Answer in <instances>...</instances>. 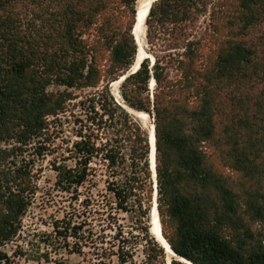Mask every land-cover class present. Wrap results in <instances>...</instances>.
<instances>
[{
	"label": "trees",
	"instance_id": "trees-1",
	"mask_svg": "<svg viewBox=\"0 0 264 264\" xmlns=\"http://www.w3.org/2000/svg\"><path fill=\"white\" fill-rule=\"evenodd\" d=\"M135 12V0H0V244L16 234L33 197L24 161L12 170L22 187L5 186L11 166L4 159L13 146L1 143H35V153L45 155L60 115L82 96L81 107L107 115L127 147L102 156L109 167L120 160L112 172L120 177L108 190L116 209L135 216L133 227L116 228L117 245L102 254L135 264L140 250L143 264H163L142 202L150 184L148 131L108 87L127 74L119 85L122 104L153 118L158 208L172 250L193 264H264V237L249 223L264 222V0L155 1L145 37L150 47L161 40L162 54L130 72ZM200 17L207 18L203 28ZM80 136L67 156L74 166H66L67 157L52 165L56 187L69 194L94 184L91 160L102 150ZM230 172L249 187L241 183L239 193ZM73 217L54 222L56 235L77 236L82 223Z\"/></svg>",
	"mask_w": 264,
	"mask_h": 264
},
{
	"label": "rangeland",
	"instance_id": "rangeland-1",
	"mask_svg": "<svg viewBox=\"0 0 264 264\" xmlns=\"http://www.w3.org/2000/svg\"><path fill=\"white\" fill-rule=\"evenodd\" d=\"M136 4L137 0H135V6ZM206 19L200 17L198 27L203 28L206 25ZM162 45L161 40H158L155 47H150L146 37H144L143 47L151 62L155 60L157 55L162 54L160 52ZM111 83L108 84V87L113 99L122 103L123 99L119 91L120 84L115 89ZM154 85L155 81L152 87L149 84L150 92ZM116 92L119 98L116 96ZM79 93L82 94L83 92ZM81 99L82 96H78L77 99L71 100L68 110L60 115L62 123L46 144L45 155L41 156L37 152L35 153L34 147L37 146L35 143L31 145H20L12 142L1 143L3 148L10 149L13 146V151L4 159L5 162H10L8 165L11 166L10 171L5 170L7 175L5 186L15 190L22 187V183L19 184V179L12 170L23 166L22 161H24L29 172L30 184L33 186V197L31 204L20 218V225L16 234L10 240L0 244V264H120L117 254L107 252L103 255V249L109 248L112 242L117 245L118 240L113 239L116 228L122 231L129 230L131 226L133 227L132 218L135 216L114 207L117 200L113 191L108 190V186L117 182L120 176L118 173L113 174L112 172L116 168L120 169L122 165H120L119 160L116 166L109 167L107 160L103 159L102 153L108 149H118L119 145H121L122 151H127V147L119 142L121 135L117 133V126L110 124L107 115L101 114L99 109L98 115L83 109L78 103ZM134 118L148 132L154 124L153 118L149 114L145 120L136 116ZM97 121L101 123L97 124ZM83 134L92 137L95 146L102 147V150H99L97 157L94 156L91 160V165L96 170L93 179L94 184L89 186L85 183L83 187L79 188V193L69 194L66 191L58 190L56 187V172L52 165L55 161L62 160L63 157H69V149H72L73 143L79 140L80 135ZM14 146H18L17 149ZM68 157L64 163L68 167L74 166L73 159H68ZM216 163H220L218 164L220 170L224 169L219 160ZM228 176L239 193L245 189L239 187L241 183L243 186L249 187L241 173L230 172ZM149 178V195L148 198L142 200L144 206L148 207V226L150 227L152 209L156 205L161 232L164 236L165 233L168 234L166 227L169 224L164 217L163 222L161 220L156 193L157 187L151 170ZM262 190L264 191V186ZM88 195L92 197V200L87 198ZM66 213L74 214L73 224L82 223V226L76 230V237L64 238L56 235L54 222L62 219ZM249 223L255 234L259 233L264 237V222L250 221ZM88 232H90V237H87ZM136 232L137 229L134 230V233ZM150 234L152 235V233ZM101 235L104 236L102 242L97 239ZM164 238L166 239L165 236ZM133 259L135 264H143V255L140 250L134 252ZM173 259L177 260L164 251V257L161 259L163 264H171ZM122 264H129V261Z\"/></svg>",
	"mask_w": 264,
	"mask_h": 264
},
{
	"label": "bare ground",
	"instance_id": "bare-ground-1",
	"mask_svg": "<svg viewBox=\"0 0 264 264\" xmlns=\"http://www.w3.org/2000/svg\"><path fill=\"white\" fill-rule=\"evenodd\" d=\"M151 1L152 0H137L136 11L138 12V15L140 17V22L143 21V17L146 14V12L148 10V6H149ZM136 34L139 36L138 39L140 38L138 40L139 48H138V51L136 53L137 54L136 55V64H137L141 59H144L143 57H145V55H147L146 52H144L145 50H144V47H143V40H144V37H145V25L144 24L141 25L140 27H136ZM120 78L121 77H119L117 80L112 81V83H111V86H114L115 89L120 84ZM152 82H153V80L150 82V86H152ZM113 91L115 92V90H113ZM116 96L118 97V93L117 92H116ZM126 108L129 111L131 110L128 107H126ZM136 114L138 115L137 116L138 118H141L143 120H145V118L148 117L147 113H145L143 111H138V112H136ZM149 132H151V129L149 130ZM151 143H152V146H153V137H152V135H151ZM151 157H152V162L154 163V164H152V166L155 168V161H154V156H153V151L152 150H151ZM153 175L155 176L154 172H153ZM152 210H153V214H152V218H151L152 222L150 223L151 233L155 237V240L158 242V244L161 247H163V250L166 249V250H164L165 253L167 255L171 256L172 254L170 253V250H169L167 244L165 243V241H162V238H164V236L162 235V232H161L160 222H159L158 216H157V209H156V207H154V209H152ZM150 217H151V215H150ZM179 261H181L183 263H186L182 259H180Z\"/></svg>",
	"mask_w": 264,
	"mask_h": 264
},
{
	"label": "water",
	"instance_id": "water-1",
	"mask_svg": "<svg viewBox=\"0 0 264 264\" xmlns=\"http://www.w3.org/2000/svg\"><path fill=\"white\" fill-rule=\"evenodd\" d=\"M155 1H157V0H152L151 2H150V4H149V6H148V10H147V12H146V14L144 15V17H143V21L142 22H140V17H139V15H138V12L136 11L135 12V17H134V24H133V27H132V34H133V37H134V40H135V43H136V46H137V51H138V48H139V43H138V40L140 39H138V35L136 34V27H140L141 25H145V20H146V17H147V15H148V12H149V10H150V7H151V5L155 2ZM145 29H146V25H145ZM145 52V51H144ZM137 55V54H136ZM136 57V56H135ZM146 57H148L147 55H145V57H143V58H146ZM143 59H141L137 64H136V58H135V61H134V64H133V66L130 68V72H134L135 70H137L138 69V67H139V65H140V63H141V61H142ZM153 64V62H151V65ZM127 76V74H125V75H122L121 76V78H120V83L122 82V80L125 78ZM153 83H154V79H153V82H152V85H153ZM118 98H119V95H118ZM117 100V99H116ZM119 102V101H118ZM118 104H120L123 108H125L129 113H131L132 115H134V116H138L137 114H136V112H138V111H136V110H133V109H131V108H129V109H131L130 111L125 107V104H122L121 102H119ZM148 115V114H147ZM150 129H151V132H148V142H149V151H150V154H149V163H150V168H151V171L152 172H154V174H155V176H156V173H155V168L152 166V164H154L153 162H152V157H151V150L153 151V156H154V161H155V132H154V124L150 127ZM151 135H152V137H153V146H152V143H151ZM153 148V149H152ZM162 241H165V243L167 244V246H168V248H169V250H170V253L172 254L171 256H173V257H175V258H177L178 260H180V259H182L184 262H186L187 264H193L192 262H190L189 260H187V259H185V258H183V257H181V256H179L178 254H176L173 250H172V248L170 247V245H169V243L166 241V239L165 238H162ZM163 248V247H162ZM164 250H166V249H164Z\"/></svg>",
	"mask_w": 264,
	"mask_h": 264
},
{
	"label": "built area",
	"instance_id": "built-area-1",
	"mask_svg": "<svg viewBox=\"0 0 264 264\" xmlns=\"http://www.w3.org/2000/svg\"><path fill=\"white\" fill-rule=\"evenodd\" d=\"M150 170H151V168H150ZM153 173V172H152ZM153 177L155 178V184H156V176H154L153 175ZM154 207H156V205L154 206ZM154 209V208H153ZM152 214H153V210H152V212H151V218H152ZM152 221H151V219H150V223H151ZM150 227H149V232H150ZM151 233V232H150Z\"/></svg>",
	"mask_w": 264,
	"mask_h": 264
}]
</instances>
